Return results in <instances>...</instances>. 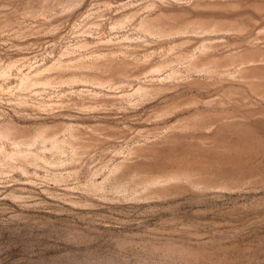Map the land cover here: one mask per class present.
Masks as SVG:
<instances>
[{"label": "rangeland", "instance_id": "1", "mask_svg": "<svg viewBox=\"0 0 264 264\" xmlns=\"http://www.w3.org/2000/svg\"><path fill=\"white\" fill-rule=\"evenodd\" d=\"M0 264H264V0H0Z\"/></svg>", "mask_w": 264, "mask_h": 264}]
</instances>
